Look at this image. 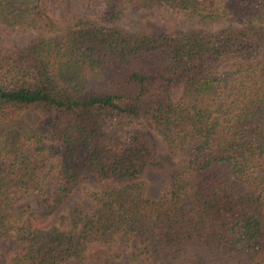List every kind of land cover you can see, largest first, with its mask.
Returning a JSON list of instances; mask_svg holds the SVG:
<instances>
[{
    "label": "trees",
    "instance_id": "obj_1",
    "mask_svg": "<svg viewBox=\"0 0 264 264\" xmlns=\"http://www.w3.org/2000/svg\"><path fill=\"white\" fill-rule=\"evenodd\" d=\"M92 5L54 18L42 0H0V28L31 34L0 48V241L22 246L4 264H87L93 244L112 264L119 237L133 264H264V0ZM162 6L183 24H119ZM148 130L177 160L158 200L141 178ZM85 178L110 186L86 191L89 211L55 226L13 211L19 192L48 181L62 203Z\"/></svg>",
    "mask_w": 264,
    "mask_h": 264
},
{
    "label": "rangeland",
    "instance_id": "obj_2",
    "mask_svg": "<svg viewBox=\"0 0 264 264\" xmlns=\"http://www.w3.org/2000/svg\"><path fill=\"white\" fill-rule=\"evenodd\" d=\"M42 5L48 13L59 18L66 9L75 12L85 10L96 13L101 9L94 7L92 0H42ZM146 20L164 28H177V24L184 22V17L180 12L173 11L168 7H153L151 9H141L133 11L128 9L119 24L129 26L137 20ZM31 38V34L22 31H12L0 28V48H12L17 45L25 44ZM181 90L174 89L172 98L177 100ZM107 128L112 131L115 129V123L112 120L105 121ZM129 126H139L136 121L128 122ZM153 141V151L155 162L145 167L141 178L147 183V198L158 200L168 192V185L174 175L177 166V160L169 154L165 144L160 136L153 130H148ZM102 186L93 179L85 178L81 181L78 189L62 203L55 201V188L48 181L43 185L41 193L19 192L16 196L14 212L34 213L41 215L46 220L47 226H55L60 223L61 216H69L75 203H79L85 211L93 208V204L87 199L86 191L97 190ZM22 246L14 239L8 238L0 241V264L18 253ZM133 243H127L124 237H119L118 245L108 251L109 261L112 264H133L128 260L129 254L133 251ZM87 264H103L98 254V245L93 244L88 250ZM62 264H77L73 260H68Z\"/></svg>",
    "mask_w": 264,
    "mask_h": 264
}]
</instances>
